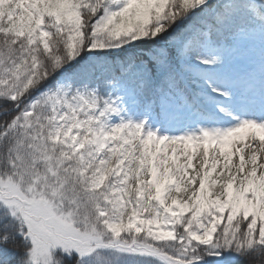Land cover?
I'll use <instances>...</instances> for the list:
<instances>
[{
	"label": "snow or ice",
	"instance_id": "snow-or-ice-1",
	"mask_svg": "<svg viewBox=\"0 0 264 264\" xmlns=\"http://www.w3.org/2000/svg\"><path fill=\"white\" fill-rule=\"evenodd\" d=\"M0 264H264V0H0Z\"/></svg>",
	"mask_w": 264,
	"mask_h": 264
}]
</instances>
